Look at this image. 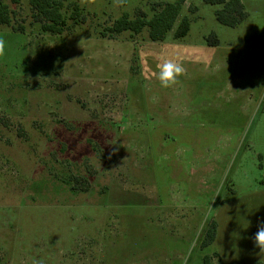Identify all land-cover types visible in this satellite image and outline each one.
I'll list each match as a JSON object with an SVG mask.
<instances>
[{
  "label": "rangeland",
  "instance_id": "374dc122",
  "mask_svg": "<svg viewBox=\"0 0 264 264\" xmlns=\"http://www.w3.org/2000/svg\"><path fill=\"white\" fill-rule=\"evenodd\" d=\"M174 1L66 0L81 16L61 35L43 33L28 3L11 6L0 264H264L252 240L264 221V0H241L235 28L187 0L180 41L177 27L165 42L102 35ZM162 58L187 69L172 88L155 79Z\"/></svg>",
  "mask_w": 264,
  "mask_h": 264
},
{
  "label": "trees",
  "instance_id": "16d2710c",
  "mask_svg": "<svg viewBox=\"0 0 264 264\" xmlns=\"http://www.w3.org/2000/svg\"><path fill=\"white\" fill-rule=\"evenodd\" d=\"M187 0H175L173 3L158 4L153 9V14L148 18L145 14L131 17L128 13L123 14L111 26L106 28L102 35H141L147 32L152 42H165L169 34L174 30V40L184 39L191 30V20L188 16L181 18L184 5ZM206 4L218 6L215 15L217 21L227 27L235 28L247 17L248 13L241 0H201ZM23 2L30 6L33 17L41 23V31L52 35H61L72 21L79 22L81 10L77 4L68 9L66 0H0V28L13 27L12 5H20ZM193 12L195 9H189ZM181 18V20H180ZM178 24V25H177ZM177 25V26H176ZM17 32H22L23 27L19 26ZM218 41L215 40L214 45ZM217 225L212 221L207 231L202 247L204 249L212 245L216 239ZM203 264H213L210 256H205Z\"/></svg>",
  "mask_w": 264,
  "mask_h": 264
},
{
  "label": "clouds",
  "instance_id": "9594fccd",
  "mask_svg": "<svg viewBox=\"0 0 264 264\" xmlns=\"http://www.w3.org/2000/svg\"><path fill=\"white\" fill-rule=\"evenodd\" d=\"M122 3L123 0H117ZM6 42L0 38V56L5 54ZM187 69L182 61L172 58H162L156 65L154 73L155 79L164 89L172 88L179 83V78L186 75ZM231 86V85H230ZM153 102L158 98L152 97ZM255 248L259 249V254L264 253V221L258 225L257 231L252 237ZM217 264V262H215Z\"/></svg>",
  "mask_w": 264,
  "mask_h": 264
}]
</instances>
